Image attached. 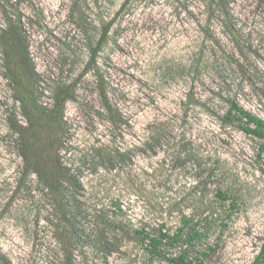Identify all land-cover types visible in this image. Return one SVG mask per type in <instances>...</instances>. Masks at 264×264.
<instances>
[{
	"label": "rangeland",
	"instance_id": "obj_1",
	"mask_svg": "<svg viewBox=\"0 0 264 264\" xmlns=\"http://www.w3.org/2000/svg\"><path fill=\"white\" fill-rule=\"evenodd\" d=\"M17 1L21 47L6 40L0 1L2 253L61 264L62 215L25 172L16 131L28 112L42 136L25 93L49 106L56 85L76 79L59 141L78 179L64 197L77 210L76 264H171L148 251L143 229L173 233L185 216L207 228L194 264H252L264 244V140L225 115L234 95L264 118V0H224L230 28L205 0ZM105 96L124 114L120 127L99 114ZM116 147L125 155L111 168L99 154Z\"/></svg>",
	"mask_w": 264,
	"mask_h": 264
},
{
	"label": "trees",
	"instance_id": "obj_2",
	"mask_svg": "<svg viewBox=\"0 0 264 264\" xmlns=\"http://www.w3.org/2000/svg\"><path fill=\"white\" fill-rule=\"evenodd\" d=\"M0 1L2 11H4V16L8 22L6 23V27L2 29L7 37L6 40L7 42L9 41L7 35L9 34L11 38L10 41L21 47L24 45V40H21L23 36L18 33V27L21 22L19 9L17 7L15 8L18 1L16 0L13 3L11 0ZM202 4L210 10V14L218 13L223 16L226 19L227 28L233 25L230 21L231 17L227 14V3L224 0H205ZM13 6L15 9L14 18L10 16L12 13L8 10V8L12 9ZM201 30L207 37L214 36V38H211L212 46L218 44L219 41L215 37L216 31L214 27L205 24ZM198 51L202 53L200 48ZM76 87V79L71 82H59L54 89L52 103L49 106L39 103L36 96L25 93L23 103L29 104L30 111L34 114L35 121H37L36 123L38 124L39 122V126L45 130V133L42 129L41 136V133L38 135L36 133L37 131L32 129L30 124L33 120L30 119L28 112H26L27 118L30 119V121L29 119L27 120L28 125L25 126L20 124L18 125L19 130L16 131V135L19 138H24L27 143V145L22 148V150H25V152H23L26 164L24 166L25 172L38 175L39 181L44 189L56 199V209L62 215L60 216V219L63 220L62 231L68 236L70 242L67 243V241H63L64 252L61 264H76L73 242L78 240V237L80 238L79 230L74 222L77 210L74 207L70 208L68 203L64 201L68 186H76L78 179L72 172L71 167L64 164L61 160L59 152V141L63 134L64 126L66 125V105L73 98ZM227 101L228 110L225 117L229 121H238L246 132L264 140V118L248 110L234 95L229 96ZM99 114L106 116L108 122L114 127H120L125 122L122 110L118 105L107 98V96L104 97L102 110L99 111ZM47 135L50 137V141H46L49 140ZM261 147L264 150V143ZM114 151L113 153L112 149L103 148V151L99 154V156L102 157L101 162L110 164L111 168H114L121 156L124 157L125 155V153L121 152L117 147L114 148ZM217 195L222 199L228 198V195L222 190H218ZM201 223V220L194 221L193 218L185 216L183 218V225L173 233L167 230L164 231V229H160L159 232L153 231L150 233L143 229L144 234L149 239L146 248L152 255L164 254L171 264H194L191 258V250L207 236V228L200 226ZM164 245L169 247L170 250H176L177 252L167 256V252L163 250ZM205 255V252H200V256L204 257ZM200 258L201 257H197L196 259L200 261ZM0 261L3 264H14L1 250ZM252 264H264V244Z\"/></svg>",
	"mask_w": 264,
	"mask_h": 264
}]
</instances>
